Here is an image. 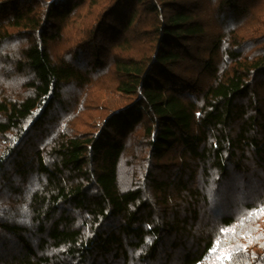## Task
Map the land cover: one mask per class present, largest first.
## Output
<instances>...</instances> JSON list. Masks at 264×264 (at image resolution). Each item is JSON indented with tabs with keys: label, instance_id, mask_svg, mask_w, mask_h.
<instances>
[{
	"label": "trees",
	"instance_id": "trees-1",
	"mask_svg": "<svg viewBox=\"0 0 264 264\" xmlns=\"http://www.w3.org/2000/svg\"><path fill=\"white\" fill-rule=\"evenodd\" d=\"M253 247L264 264V0H0V264Z\"/></svg>",
	"mask_w": 264,
	"mask_h": 264
},
{
	"label": "rangeland",
	"instance_id": "rangeland-1",
	"mask_svg": "<svg viewBox=\"0 0 264 264\" xmlns=\"http://www.w3.org/2000/svg\"><path fill=\"white\" fill-rule=\"evenodd\" d=\"M13 86L15 85V84H12ZM252 251V253H251V255L250 256H248V253L249 252H251ZM247 250V249H244V252L243 253H245L246 255H242V254H240L238 257H236V261H240V262H242L243 264H251V262H252V259H253V255H258L259 254V252H258V250L257 249H255L254 247L252 248V250Z\"/></svg>",
	"mask_w": 264,
	"mask_h": 264
}]
</instances>
